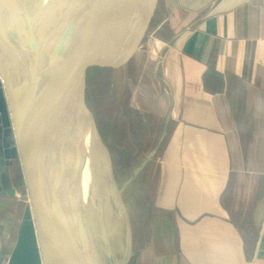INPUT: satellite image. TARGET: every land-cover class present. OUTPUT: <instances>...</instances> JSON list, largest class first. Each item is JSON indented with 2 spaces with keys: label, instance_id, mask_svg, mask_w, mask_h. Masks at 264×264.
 Returning a JSON list of instances; mask_svg holds the SVG:
<instances>
[{
  "label": "crops",
  "instance_id": "obj_1",
  "mask_svg": "<svg viewBox=\"0 0 264 264\" xmlns=\"http://www.w3.org/2000/svg\"><path fill=\"white\" fill-rule=\"evenodd\" d=\"M170 1L182 20L165 78L174 117L148 247L156 264H264V0ZM8 171L0 264L29 207L18 197L20 174L28 197L20 162Z\"/></svg>",
  "mask_w": 264,
  "mask_h": 264
},
{
  "label": "water",
  "instance_id": "obj_2",
  "mask_svg": "<svg viewBox=\"0 0 264 264\" xmlns=\"http://www.w3.org/2000/svg\"><path fill=\"white\" fill-rule=\"evenodd\" d=\"M137 1L41 0L28 6L0 0V129L12 137L0 143V180L18 160L30 202L8 264L129 263L119 231L109 236L102 225L96 228L106 197L88 149L90 130L103 155L100 165L108 175L112 167L85 87L91 62L130 36L127 25ZM86 17L88 28L68 40L62 33L67 22L79 25ZM171 114L172 108L152 153L109 199L124 194L155 159Z\"/></svg>",
  "mask_w": 264,
  "mask_h": 264
},
{
  "label": "rangeland",
  "instance_id": "obj_3",
  "mask_svg": "<svg viewBox=\"0 0 264 264\" xmlns=\"http://www.w3.org/2000/svg\"><path fill=\"white\" fill-rule=\"evenodd\" d=\"M174 12L170 0H138L127 25L130 36L106 47L88 67L86 102L112 167L108 175L105 166H99L105 177V182L101 181L105 200L128 183L133 169L152 153L163 134L174 100L172 85L165 79L174 55L170 44L180 31L178 22H182ZM170 124L155 159L124 194L110 199L128 264H156L158 260L154 243L152 248L148 243L154 233L156 173L172 128ZM91 132L88 148L91 154H96L100 147ZM6 140H12L11 135L0 129V143ZM17 181L20 202L30 205L24 186L19 187L21 174Z\"/></svg>",
  "mask_w": 264,
  "mask_h": 264
},
{
  "label": "bare ground",
  "instance_id": "obj_4",
  "mask_svg": "<svg viewBox=\"0 0 264 264\" xmlns=\"http://www.w3.org/2000/svg\"><path fill=\"white\" fill-rule=\"evenodd\" d=\"M24 2H25V4H27L28 6L30 5H32V6H39L41 3V0H35V2L33 1V0H23ZM66 1H68V0H66ZM69 1H72V0H69ZM140 1V0H139ZM147 1H149V0H147ZM34 2V3H33ZM51 2L53 3V0H51ZM144 2V1H143ZM142 2V3H143ZM51 4H49L48 6H50ZM42 7V6H41ZM89 13H87V15H88ZM83 17H85V16H83ZM87 17H89V16H87ZM85 18L83 21H82V23H80L79 25H77L78 23H76V20L75 21H68L67 22V24L65 25V28H64V30H63V32L62 33H65L64 34V36H66L67 38H68V40L70 39H74L75 38V35H81L82 34V31H83V29L84 28H88V25H87V21H86V19H88V18ZM79 18V17H78ZM129 23V22H128ZM131 24V23H130ZM131 26V25H130ZM132 27V26H131ZM91 136H93L94 137V135H93V131L91 132ZM89 137H90V135H89ZM87 143H88V141H87ZM89 149V148H88ZM92 156L91 157H93V161L95 160V162L97 163V174H99L100 175V177H101V181L102 180H104V178L105 177H103L104 175H103V172H102V170L101 171H99L100 170V168H99V166H100V163H101V157H103V155H102V152H98V153H96V154H91ZM97 156V157H96ZM109 156V155H108ZM91 157H90V160H91ZM92 161V160H91ZM89 162L90 161H88L87 162V169H86V172H85V175H84V179H85V183H86V186L88 185V182H89V179H90V170H89ZM105 175H106V173H104ZM103 183L105 182V180L104 181H102ZM102 183V184H103ZM85 188V187H84ZM103 208H104V215H103V217H102V220H103V222H102V224H101V220H97V222H96V228L97 229H100V227H101V225H102V229L103 230H105V231H107L108 232V234H109V236L113 233V232H117V231H119V224L117 223V221L114 219V213H113V210H111L112 209V206H111V201H110V199L109 198H107L105 201H103ZM109 216H111V217H109ZM113 217V218H112ZM91 228V232L93 231V228L92 227H90ZM118 233V232H117ZM119 236H120V233L118 234Z\"/></svg>",
  "mask_w": 264,
  "mask_h": 264
}]
</instances>
